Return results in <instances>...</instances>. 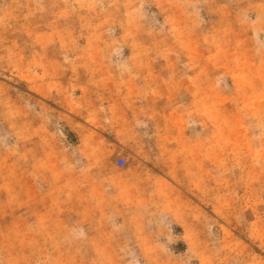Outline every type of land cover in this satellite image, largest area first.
I'll return each mask as SVG.
<instances>
[{
    "label": "rangeland",
    "instance_id": "obj_1",
    "mask_svg": "<svg viewBox=\"0 0 264 264\" xmlns=\"http://www.w3.org/2000/svg\"><path fill=\"white\" fill-rule=\"evenodd\" d=\"M0 264H264V0H0Z\"/></svg>",
    "mask_w": 264,
    "mask_h": 264
},
{
    "label": "built area",
    "instance_id": "obj_2",
    "mask_svg": "<svg viewBox=\"0 0 264 264\" xmlns=\"http://www.w3.org/2000/svg\"><path fill=\"white\" fill-rule=\"evenodd\" d=\"M124 165V159H119L118 160V166L122 167Z\"/></svg>",
    "mask_w": 264,
    "mask_h": 264
}]
</instances>
